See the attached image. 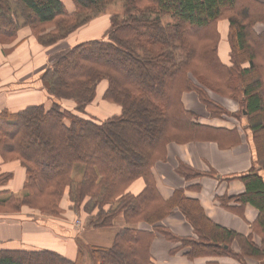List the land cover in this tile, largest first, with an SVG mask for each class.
<instances>
[{"label": "trees", "instance_id": "1", "mask_svg": "<svg viewBox=\"0 0 264 264\" xmlns=\"http://www.w3.org/2000/svg\"><path fill=\"white\" fill-rule=\"evenodd\" d=\"M121 1L124 11L109 16L95 39L56 49L76 31L100 16L107 4ZM68 12L60 0H0V44L11 43L28 27L36 42L50 48L40 74L49 106L0 111V157L25 169L23 193H0V213L23 207L59 218L61 201L80 214L85 227L101 230L121 218L124 227L109 247L77 243L70 260L48 249L0 248V264H152L150 246L156 235L177 246L171 254L187 258L229 256L260 261L264 256V0H72ZM226 24L228 63L219 56L220 25ZM53 47V48H52ZM120 108L98 118L88 107L97 99ZM194 94L210 118H246L253 164L239 180V194L216 197L219 205L241 214L257 211L255 244L210 220L200 201L172 190L159 193L152 169L166 160L168 144L214 142L228 148L240 142L236 129L197 122L183 96ZM239 106L230 112L218 100ZM68 104V105H66ZM83 166L82 179L72 177ZM259 168V171L256 170ZM176 173L186 182L214 177L178 162ZM231 178V179H230ZM137 179L138 194L128 192ZM9 177L0 180L5 184ZM190 187V186H189ZM239 206V208H235ZM178 210L192 228L191 236L174 234L163 221ZM142 225V227H139ZM236 244L237 251L232 245Z\"/></svg>", "mask_w": 264, "mask_h": 264}, {"label": "crops", "instance_id": "2", "mask_svg": "<svg viewBox=\"0 0 264 264\" xmlns=\"http://www.w3.org/2000/svg\"><path fill=\"white\" fill-rule=\"evenodd\" d=\"M60 1L65 5L68 12L74 10L72 0ZM108 19L109 17L105 14L96 17L76 31L69 39L61 41L53 47L58 50L80 40L98 38L108 25ZM254 31L257 33L264 32V23L256 24ZM220 32L222 41L219 47V56L224 63H228L225 23L220 25ZM49 49L41 47L36 42L28 27L20 28L17 31L16 39L11 44H0V111L17 112L28 106L39 104L49 106L50 102L47 99L46 90L40 81V74L48 61L49 54L47 53L50 51ZM44 50H47V53ZM105 87L104 82L99 85L97 99L88 107V112L92 116L104 118L120 112L117 105L101 100ZM218 100L230 112L239 110L238 104L230 99L218 98ZM183 102L186 109L197 115V122L200 124L228 130L236 129L240 142L224 149L219 148L214 142L168 144L166 160L157 162L152 169L159 193L163 198H167L172 190L185 188L186 195L200 201L210 220L238 234L251 236L253 242L259 245L261 237L253 229L257 211L246 205L240 207L241 214L230 212L222 208L216 200V197L233 196L242 192L243 184L239 180L226 181L225 179L248 172L253 164V153L246 118L243 116L239 120L210 118L196 96L191 93L183 96ZM178 162H182L202 173L214 170L216 175L214 177L202 176L186 182L175 171ZM256 170L259 171V168H256ZM7 176L9 177L7 183L0 182V193L8 191L15 195L20 194L26 178L25 169L18 161L4 162L0 157V180ZM144 185L142 179H137L129 186L128 192L138 194L144 188ZM66 197L64 196L63 199ZM66 199L68 200V198ZM65 205H68V201ZM235 208H239V206H235ZM65 209L66 212L63 216L68 215L67 208ZM115 222L116 225L114 223V226H118L119 230L124 227L120 217ZM163 224L178 236H191L193 234L192 228L178 210H173L171 215L163 221ZM114 226L108 229H112L114 232ZM139 227H142V225ZM92 230L95 231L94 229L82 227L80 232L74 233L63 222L48 221L43 225L36 221L32 222L20 218H14L13 220L0 219V248L48 249L74 260L77 255L78 241L85 246L109 247L112 244L114 236L111 242L106 245H90L89 242L83 240L84 237H87L88 232ZM176 246L175 243L156 235L150 246L152 264H241L237 259L229 256L189 259L182 253L171 254V250ZM232 249L235 252L237 251L236 244L232 245ZM249 261L251 264H264V256L260 261L250 259Z\"/></svg>", "mask_w": 264, "mask_h": 264}, {"label": "rangeland", "instance_id": "3", "mask_svg": "<svg viewBox=\"0 0 264 264\" xmlns=\"http://www.w3.org/2000/svg\"><path fill=\"white\" fill-rule=\"evenodd\" d=\"M123 11H124V7H123L122 2L117 1V2L107 4L104 8V11L102 12V14L100 16L105 14L109 17L113 14H121ZM11 43H5V44H11ZM44 51H46V53H47V50H44ZM66 105H68V104H66ZM82 172H83V166L80 164L76 165L75 170L73 171V174H72L73 179L75 181H80L82 179ZM22 193H23V190L18 195H21ZM66 198L62 199L61 207L64 208L63 209L64 213L66 212L65 208H67V212H68L67 216H63V214H64L63 213L61 217L55 218V217H51V216H48L45 214H41L38 211L23 207L19 213H9V214L0 213V219L13 220L14 218H20V219H25V220L32 221V222L36 221V222H39L40 224H43V225L48 223V221H57L58 223L63 222V224L66 227L71 228L74 231V233H78L81 231V228L85 227V226L82 222L81 215L75 214L74 212H72L68 208V205H65V203L68 201ZM117 221H119V220H117ZM115 225H116V222H115ZM117 225H119V224L117 223ZM118 230H119L118 226H114V232L112 229L111 230L103 229L102 231H100V230L93 231L92 230V231L88 232V234L86 235L87 237L86 238L84 237L83 240H85L86 242H89L90 245L91 244L92 245H95V244L106 245V244H109L111 242L113 236L115 235V233ZM232 258H234V257H232ZM238 262L241 264H251L249 259H247L246 257L238 258Z\"/></svg>", "mask_w": 264, "mask_h": 264}]
</instances>
